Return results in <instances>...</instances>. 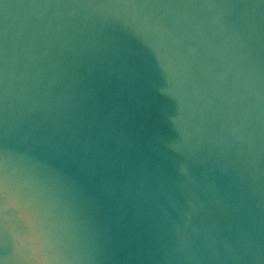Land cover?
Returning <instances> with one entry per match:
<instances>
[{
  "label": "water",
  "instance_id": "obj_1",
  "mask_svg": "<svg viewBox=\"0 0 264 264\" xmlns=\"http://www.w3.org/2000/svg\"><path fill=\"white\" fill-rule=\"evenodd\" d=\"M0 264H264V0H0Z\"/></svg>",
  "mask_w": 264,
  "mask_h": 264
}]
</instances>
